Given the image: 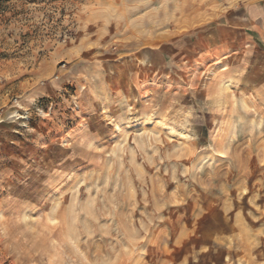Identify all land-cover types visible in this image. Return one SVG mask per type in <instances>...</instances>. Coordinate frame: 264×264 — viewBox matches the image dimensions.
Returning a JSON list of instances; mask_svg holds the SVG:
<instances>
[{"label":"rangeland","instance_id":"rangeland-1","mask_svg":"<svg viewBox=\"0 0 264 264\" xmlns=\"http://www.w3.org/2000/svg\"><path fill=\"white\" fill-rule=\"evenodd\" d=\"M249 1L0 7V264H264V47L206 42Z\"/></svg>","mask_w":264,"mask_h":264},{"label":"crops","instance_id":"crops-1","mask_svg":"<svg viewBox=\"0 0 264 264\" xmlns=\"http://www.w3.org/2000/svg\"><path fill=\"white\" fill-rule=\"evenodd\" d=\"M211 36L207 45H215L226 56V51L231 55L239 53L240 63L253 61L248 62V55L257 49L256 41L264 47V0L249 1L232 22L218 23Z\"/></svg>","mask_w":264,"mask_h":264},{"label":"trees","instance_id":"trees-1","mask_svg":"<svg viewBox=\"0 0 264 264\" xmlns=\"http://www.w3.org/2000/svg\"><path fill=\"white\" fill-rule=\"evenodd\" d=\"M9 2H11V0H0V7L5 6Z\"/></svg>","mask_w":264,"mask_h":264}]
</instances>
